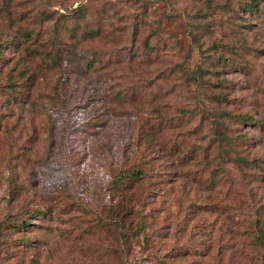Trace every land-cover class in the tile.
Wrapping results in <instances>:
<instances>
[{"label":"rangeland","instance_id":"rangeland-1","mask_svg":"<svg viewBox=\"0 0 264 264\" xmlns=\"http://www.w3.org/2000/svg\"><path fill=\"white\" fill-rule=\"evenodd\" d=\"M244 1L0 0V264H264Z\"/></svg>","mask_w":264,"mask_h":264},{"label":"trees","instance_id":"trees-1","mask_svg":"<svg viewBox=\"0 0 264 264\" xmlns=\"http://www.w3.org/2000/svg\"><path fill=\"white\" fill-rule=\"evenodd\" d=\"M264 1V0H263ZM262 0H245L242 4H241V8L243 10H253L256 9V15H258V17L260 18L261 21L264 22V3ZM80 6L76 9L79 10ZM24 35H28V33H24ZM31 35H29L28 37H30ZM218 97V96H217ZM238 119H240L239 117H237ZM243 119V118H242Z\"/></svg>","mask_w":264,"mask_h":264}]
</instances>
